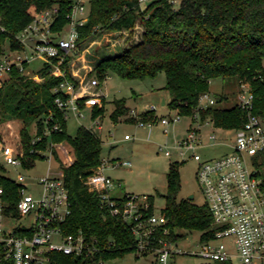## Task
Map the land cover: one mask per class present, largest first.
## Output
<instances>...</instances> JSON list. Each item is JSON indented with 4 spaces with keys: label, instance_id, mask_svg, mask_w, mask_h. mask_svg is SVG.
<instances>
[{
    "label": "trees",
    "instance_id": "16d2710c",
    "mask_svg": "<svg viewBox=\"0 0 264 264\" xmlns=\"http://www.w3.org/2000/svg\"><path fill=\"white\" fill-rule=\"evenodd\" d=\"M75 0H0V62L10 51L22 50L17 36L45 8L57 6L58 13L50 25L53 34H60L69 23L72 3ZM142 0H89L86 20L76 25V46L96 34L128 31L133 34L136 25L141 31L114 55H101L93 65L91 74L101 84L109 73L123 79L154 77L158 72L165 75L164 89L170 96L169 106L185 117L195 113L201 121L209 119L219 129H236L246 120V111L237 104L236 95L245 83L253 95V113L264 118V0H180L174 6L171 0H152L141 8ZM6 45V49H5ZM71 53L64 55L58 65L62 76L51 71L58 57L42 62L34 71L40 81L22 74L12 66L0 86V122L15 118L22 122L20 142L25 152L23 165L30 168L41 153L31 149L45 150L49 142H64L71 148L72 163L63 167V178L68 189L70 213L63 223L67 233L81 231L89 240H96L99 250L88 255H66L54 252L48 264H98L100 259L120 257L135 250V236L129 226L112 216L95 192L87 189L86 177L101 160V139L84 125L76 128L72 136L66 131L64 110L56 97L65 96L59 90L63 81H77L71 76L69 62ZM24 67L28 65L24 63ZM214 79L235 81L238 90L235 100L228 105L229 96L222 91L215 103L198 107V98L210 92ZM58 89V90H56ZM226 103L220 106L219 103ZM111 118L121 117L134 123L136 118L125 107V98L115 99ZM83 108V105H81ZM101 106H93L91 118L102 116ZM49 118L48 123L45 119ZM154 118V120H153ZM158 120L154 110L139 114L137 121ZM57 124L59 129L50 131L40 141L32 144L30 125L40 135L45 127ZM170 163L166 173V193L161 209L168 219V227L175 237L183 236L180 230L198 231L206 240L213 235L212 214L207 203L198 205L189 199L178 198L180 176L178 166ZM254 164L261 176L264 155L254 156ZM262 177V176H261ZM263 186H264V178ZM21 185L10 177L0 175L3 197L10 211L19 197ZM124 199V198H123ZM145 216L153 212V197L147 196ZM14 212V211H13ZM0 264H12L2 259ZM214 264H233L215 262Z\"/></svg>",
    "mask_w": 264,
    "mask_h": 264
},
{
    "label": "built area",
    "instance_id": "2783aa9c",
    "mask_svg": "<svg viewBox=\"0 0 264 264\" xmlns=\"http://www.w3.org/2000/svg\"><path fill=\"white\" fill-rule=\"evenodd\" d=\"M84 10L83 1L75 0L69 23L56 35L50 30V25L58 13V7L43 9L18 34L23 49L10 51L0 62V86L12 66L18 67L22 74L40 81L38 74L28 70L34 59L50 62L52 57H58L51 74L62 76L63 72L58 65L64 55L71 53L76 46V25L86 20L76 13H83ZM24 63L28 65L27 68ZM98 85V79L94 76L89 79L88 87L76 86L67 80L61 82L59 90L65 98L58 96L55 102L64 110V118L67 119L69 113L75 118H81L84 117V107L101 106V95L95 92ZM236 99L238 106L246 111V120L235 129L230 143H221L231 148L229 152L217 158H202L198 152L204 145L202 128L213 125L209 119L201 121L198 113L189 117L184 136L173 144L159 147L167 157L175 154L176 162L181 163L188 158L196 162L197 180L212 214L214 231L210 238L203 240L199 235L195 244L180 247L179 241L184 237L171 234L168 219L163 213L152 212L145 216L147 195L114 196L116 183L105 174V169L120 164L118 162L111 165L102 157L84 181L87 189L97 194L109 213L129 226L135 236V250L139 254H152L154 264H175L174 258L181 254L193 255L206 262L264 264V186L254 164V156L264 155V118L253 113V95L245 83L240 85ZM214 103L215 99L210 92H204L198 98L199 108ZM148 109L155 110L153 106ZM130 114L134 116L135 113L131 110ZM182 117L185 116L176 112L172 117H161L154 123L137 121L136 124H147L150 127L159 122L166 126ZM49 118L51 116L45 119L46 124ZM93 123L92 128L100 131L101 120L96 118ZM58 129V125L54 124L51 129L45 127L40 135L32 133L31 143L40 141L44 135ZM207 137L213 143H219L213 131ZM124 138L128 139L129 136L126 134ZM18 142L14 148L2 146L5 162L13 167L32 169L35 163L30 168L24 167L25 152L20 137ZM31 152L41 153L42 160L48 162L47 170L32 181L33 187L37 188V196L29 193L23 174L18 173L16 179H13L21 185L14 212L8 209V201L3 197L4 190L0 187V261L6 259L12 264H48L54 252L88 255L99 250L97 241L89 240L81 231L67 233L63 230L62 225L70 213L68 189L63 178V167L72 163L70 147L63 145V142H49L45 150L31 149ZM63 158L67 163H62ZM122 164L129 165V162ZM105 262L100 259L98 264Z\"/></svg>",
    "mask_w": 264,
    "mask_h": 264
},
{
    "label": "rangeland",
    "instance_id": "374dc122",
    "mask_svg": "<svg viewBox=\"0 0 264 264\" xmlns=\"http://www.w3.org/2000/svg\"><path fill=\"white\" fill-rule=\"evenodd\" d=\"M85 10L83 13H76L77 16L86 18L89 9V0H82ZM152 0H144L140 3L144 8ZM174 6H178L180 0H171ZM133 34L128 31L116 32L107 31L94 35L81 45L75 47L71 51L69 62L71 76L77 81V85L88 87V81L93 77L91 70L94 63L101 55H114L123 46L132 42L141 28L136 25L133 28ZM6 49V45H5ZM42 60L34 59L31 61L29 71L34 73L42 64ZM264 63V60H263ZM30 73L29 75H31ZM5 79V77L3 78ZM165 84V75L158 72L154 77H146L143 79H123L114 73H109L106 79L98 85L95 90L101 95L100 103L104 101V112L99 118L101 120V129L96 131L93 129V120L91 118L92 108L84 107V117L75 118L69 113L66 121V131L70 135H74L79 125L92 128L101 139V157L109 159L111 163H120L116 166H109L105 169V174L110 176L116 183L113 195L133 194L139 197L143 195L153 197V212L158 214L164 206L163 195L166 193V173L169 165L176 159L175 154L171 157L164 155L160 150V146L173 144L174 141L180 139L186 131L189 118L182 117L177 122H170L168 125L161 123L153 124L150 127L147 124L138 125L137 119L139 114L144 110L154 107L157 118L172 117L177 111L169 106L170 96L163 88ZM238 85L235 81L214 79L210 83V95L216 99L217 95L222 91L229 96L228 105L234 102ZM237 96V95H236ZM125 98V107L129 112L134 111L136 121L134 123L125 121L123 117L114 121L111 118V112L114 108L113 101L115 99ZM164 99V105H162ZM226 103L220 102L223 106ZM95 118V119H96ZM154 120V118H153ZM153 120L145 121L154 123ZM22 122L15 118L5 117L0 122V175L16 179L18 173L26 177L25 186L33 196H37V188L33 187L35 178L44 174L47 170L48 162L46 160H38L32 169H22L8 165L2 153V146L7 145L14 148L18 145L19 130ZM195 124H193L194 126ZM29 131L35 132L34 125H30ZM213 131L217 136L219 143L212 144L198 152L204 159H212L222 156L229 152L228 145L221 143H230L235 135V129H219L211 125L202 128L203 135ZM129 136L128 139L124 135ZM63 145L69 146L63 142ZM71 153V148H70ZM72 156V155H71ZM73 158V157H72ZM62 163H67L63 158ZM122 162H129V165H123ZM109 164V165H110ZM112 165V164H111ZM54 164L52 163V167ZM196 162L188 158L181 162L178 166L180 176V190L178 198L189 199L193 203L205 204V196L199 186L196 176ZM261 176L264 178V167L260 169ZM31 181V182H30ZM31 183V184H30ZM119 183V185H118ZM36 186V185H35ZM28 192V191H26ZM193 195L190 199L189 196ZM179 234L183 235V239L179 241L180 247H188L197 242L199 237L198 231L180 230ZM175 264H214L215 262H206L199 257L181 254L174 258ZM105 264H154L152 254H139L136 250L129 251L120 257L107 259Z\"/></svg>",
    "mask_w": 264,
    "mask_h": 264
},
{
    "label": "crops",
    "instance_id": "0c3cea01",
    "mask_svg": "<svg viewBox=\"0 0 264 264\" xmlns=\"http://www.w3.org/2000/svg\"><path fill=\"white\" fill-rule=\"evenodd\" d=\"M165 103V102H164ZM147 110V109H146ZM145 111V110H144ZM155 111V110H154ZM162 117H165V116H162ZM188 125H189V123H188ZM188 125H187V128H188ZM187 128H186V130H187ZM186 132V131H185ZM208 134V133H207ZM126 135V134H125ZM185 135V133L183 134V136ZM203 140H204V145L201 147V148H199V149H204V148H207L208 146H210V145H212V144H216V143H213L208 137H207V135L205 136V135H203ZM229 147V146H228ZM230 148V147H229ZM230 150H231V148H230ZM229 150V151H230ZM227 153V152H226ZM108 161H109V159H107ZM111 164H113V163H111ZM112 167V166H111ZM119 184V183H118ZM115 190V189H114ZM125 195V194H124ZM115 196V195H114ZM120 196H123V194L122 195H117L116 197H120Z\"/></svg>",
    "mask_w": 264,
    "mask_h": 264
},
{
    "label": "water",
    "instance_id": "95a60500",
    "mask_svg": "<svg viewBox=\"0 0 264 264\" xmlns=\"http://www.w3.org/2000/svg\"><path fill=\"white\" fill-rule=\"evenodd\" d=\"M162 105H164V99H162V103H161ZM193 197V195L191 194L190 196H189V198L191 199Z\"/></svg>",
    "mask_w": 264,
    "mask_h": 264
}]
</instances>
